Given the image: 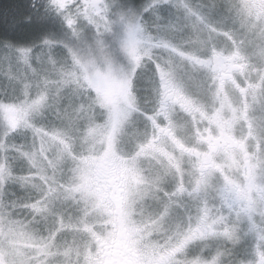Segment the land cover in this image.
Wrapping results in <instances>:
<instances>
[{
    "label": "clouds",
    "instance_id": "obj_1",
    "mask_svg": "<svg viewBox=\"0 0 264 264\" xmlns=\"http://www.w3.org/2000/svg\"><path fill=\"white\" fill-rule=\"evenodd\" d=\"M0 264H264V0H0Z\"/></svg>",
    "mask_w": 264,
    "mask_h": 264
},
{
    "label": "trees",
    "instance_id": "obj_2",
    "mask_svg": "<svg viewBox=\"0 0 264 264\" xmlns=\"http://www.w3.org/2000/svg\"><path fill=\"white\" fill-rule=\"evenodd\" d=\"M8 3H13V4H19L22 2V0H6Z\"/></svg>",
    "mask_w": 264,
    "mask_h": 264
}]
</instances>
